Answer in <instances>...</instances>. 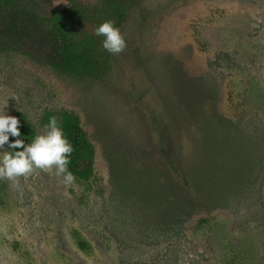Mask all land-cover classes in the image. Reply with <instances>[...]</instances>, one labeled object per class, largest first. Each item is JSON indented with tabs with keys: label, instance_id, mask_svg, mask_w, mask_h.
<instances>
[{
	"label": "rangeland",
	"instance_id": "obj_1",
	"mask_svg": "<svg viewBox=\"0 0 264 264\" xmlns=\"http://www.w3.org/2000/svg\"><path fill=\"white\" fill-rule=\"evenodd\" d=\"M121 1L119 54L76 24L102 80L0 53V109L36 136L66 108L95 149L88 181L0 179V264H264V0Z\"/></svg>",
	"mask_w": 264,
	"mask_h": 264
},
{
	"label": "trees",
	"instance_id": "obj_2",
	"mask_svg": "<svg viewBox=\"0 0 264 264\" xmlns=\"http://www.w3.org/2000/svg\"><path fill=\"white\" fill-rule=\"evenodd\" d=\"M63 1L67 5L57 10L52 0H0V53L25 56L62 75L102 80L110 67V56L99 50L92 35L77 36L76 24L90 18H97L100 23L103 18H114L120 25L126 19L127 7L121 0ZM12 116L19 120L20 136L10 135L9 141L23 139L28 144L35 137L33 127L21 112ZM50 117L57 119L73 147L68 171L75 179L88 181L94 174L95 149L77 114L66 108L47 110L41 122L47 125ZM165 155L170 171L186 185L171 155Z\"/></svg>",
	"mask_w": 264,
	"mask_h": 264
},
{
	"label": "clouds",
	"instance_id": "obj_3",
	"mask_svg": "<svg viewBox=\"0 0 264 264\" xmlns=\"http://www.w3.org/2000/svg\"><path fill=\"white\" fill-rule=\"evenodd\" d=\"M94 34L103 37L101 46L110 54H119L126 47L124 38L119 29L113 26L112 21L98 25ZM10 135L14 138L20 136L19 120L7 114L6 102L0 109V179L16 184L18 178H26L35 169H40L54 171L56 176L62 177L65 186L73 184L75 177L67 168L73 147L55 117L49 118L44 134L36 135L29 144H25L23 139L10 142ZM5 145L14 151H3Z\"/></svg>",
	"mask_w": 264,
	"mask_h": 264
}]
</instances>
